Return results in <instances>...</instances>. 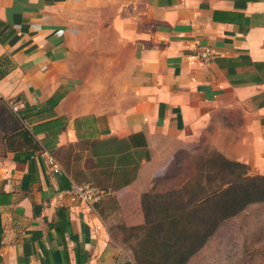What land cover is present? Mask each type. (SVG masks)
I'll return each instance as SVG.
<instances>
[{
	"label": "crops",
	"instance_id": "crops-1",
	"mask_svg": "<svg viewBox=\"0 0 264 264\" xmlns=\"http://www.w3.org/2000/svg\"><path fill=\"white\" fill-rule=\"evenodd\" d=\"M56 93L67 126L48 151L76 159L70 173L45 150L1 159L0 264H134L116 222L71 189L111 184L124 159L101 142L136 134L149 160L107 189L125 229L145 225L142 196L179 154L208 146L264 176V0H0V99L22 109Z\"/></svg>",
	"mask_w": 264,
	"mask_h": 264
},
{
	"label": "trees",
	"instance_id": "trees-1",
	"mask_svg": "<svg viewBox=\"0 0 264 264\" xmlns=\"http://www.w3.org/2000/svg\"><path fill=\"white\" fill-rule=\"evenodd\" d=\"M61 98L62 94L56 93L43 104L31 106L25 103L23 108L16 112L0 99V135L6 148L5 155L8 153L33 155L37 151L49 150V145L51 142L53 144L56 135L63 132L67 126L65 119L56 118L54 114V108ZM2 115L8 117L9 127L5 122H1ZM36 122L39 124L34 125ZM41 132L47 133L49 141L47 138L40 141L36 139ZM101 144L113 148L110 152L121 155L119 160L122 162L124 159V164L123 169L116 174H108L112 178L111 184L105 185L104 188L99 187L100 189L107 190L110 187L118 190L127 186L135 179L140 161L149 160L146 143L140 134L124 140L111 138ZM69 147L60 153L48 151L54 159L60 160L67 173L71 172L72 159H76L75 157L71 159L70 167L65 166L68 163L65 152ZM193 160L195 166L200 168L199 172L204 171L202 170L204 168L208 171L204 176V184L198 187V196L194 194L188 199L187 207L194 206V209L187 212L172 204L174 197L169 193L170 190L163 186V189L156 188L154 193L142 196V202L148 201L145 225L125 229L119 222L115 223L120 225L115 228L125 233L122 237L125 243H128L126 246L133 251L134 264H187L208 245L211 237L219 231L222 222L238 216L250 205L264 202V176H248L246 166L226 160L215 150L203 158ZM169 175L161 180L162 183L175 178ZM166 199L168 204L163 202ZM208 207L213 209L209 210ZM203 208L209 212L207 214L209 219L198 220L200 228L198 224H194L193 218ZM94 209L105 222L118 220V205L113 197L102 199L94 205ZM242 249L246 253H262L264 256V245L244 243Z\"/></svg>",
	"mask_w": 264,
	"mask_h": 264
},
{
	"label": "rangeland",
	"instance_id": "rangeland-1",
	"mask_svg": "<svg viewBox=\"0 0 264 264\" xmlns=\"http://www.w3.org/2000/svg\"><path fill=\"white\" fill-rule=\"evenodd\" d=\"M5 116L6 115H2L1 122H5V125L9 127L10 121H8V117ZM73 148L74 147L70 146L65 152V157L68 162L65 164L66 167H70L69 162L72 159ZM5 149L4 141L1 139L0 135V161L2 158L6 157ZM112 149L113 148H108V150ZM211 152H213V150L210 147L204 146L200 151L193 154H179L172 166L173 171L169 175H173L175 178L168 179L167 183H162L161 180H158L156 188L163 189L164 186V188L169 189V193H171L172 197H174L172 204L177 205L180 209H185L187 212H190L194 209V206L191 208L187 207L188 199H190L194 194L196 197L198 196V187L200 184H204V176L208 172L205 168L202 169L204 171L199 172L200 168L195 166V161L193 159L198 160L199 158H203L207 155V153L210 154ZM201 173L202 178H200ZM217 177L218 176H216V178ZM181 178H183L182 181H180ZM178 182L181 184H178ZM108 183L109 182L104 180L103 182H97L94 180L91 184L98 188H104V186L106 184L108 185ZM163 202H165L164 204H168L167 199ZM113 206L114 205H111V207ZM208 209L211 210L213 208L208 207ZM207 214H209V212L204 210V208L200 210L193 218L194 224H198L199 226L198 220L207 218ZM115 222L118 223V220ZM112 226L114 231H112L111 234L116 239L117 235L115 232L117 228H115V226L120 225ZM244 243L246 245L255 246L264 245V202L250 205L238 216L226 222H222L219 231L211 237L208 245L191 258L187 264H264L263 254L246 253L242 249Z\"/></svg>",
	"mask_w": 264,
	"mask_h": 264
},
{
	"label": "built area",
	"instance_id": "built-area-1",
	"mask_svg": "<svg viewBox=\"0 0 264 264\" xmlns=\"http://www.w3.org/2000/svg\"><path fill=\"white\" fill-rule=\"evenodd\" d=\"M214 54L207 47H200L196 54V57L201 62L208 61ZM13 112H16L18 109L15 105L10 106ZM47 164L53 173H59L61 171L59 165L55 160L47 155ZM71 193L77 198V200L88 210L93 211L94 205L100 202L102 199L108 196V191L100 189L90 183H82L74 185L71 189Z\"/></svg>",
	"mask_w": 264,
	"mask_h": 264
}]
</instances>
